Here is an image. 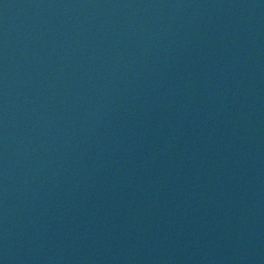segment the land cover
Returning a JSON list of instances; mask_svg holds the SVG:
<instances>
[{
	"label": "water",
	"instance_id": "obj_1",
	"mask_svg": "<svg viewBox=\"0 0 264 264\" xmlns=\"http://www.w3.org/2000/svg\"><path fill=\"white\" fill-rule=\"evenodd\" d=\"M0 264H264V0H0Z\"/></svg>",
	"mask_w": 264,
	"mask_h": 264
}]
</instances>
